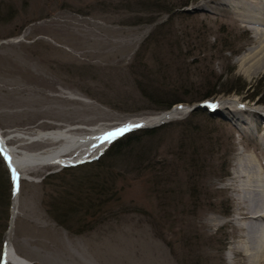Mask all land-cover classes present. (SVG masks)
Here are the masks:
<instances>
[{"label":"rangeland","instance_id":"rangeland-1","mask_svg":"<svg viewBox=\"0 0 264 264\" xmlns=\"http://www.w3.org/2000/svg\"><path fill=\"white\" fill-rule=\"evenodd\" d=\"M129 1L0 0V130L14 138L17 131L33 135L58 127L87 134L101 123L151 118L167 110L154 108L141 94L140 82L169 84L188 72L197 88L207 80L220 81V87L234 89L209 100H233L196 118L206 162L192 181L199 179L201 203L191 209L186 178L192 169L179 147L185 138L187 147L192 143L178 123L187 117L185 111L132 147L149 154L157 168H148V159L136 166L126 154L117 159L130 163L117 180L119 199L106 203L91 228L65 227L48 209L47 192L55 184L45 183V176L62 164L25 167L14 245L34 264H247L243 248L251 243L241 226L240 185L233 175L246 157L264 161V71L248 76L240 65L255 46V28H264L239 14L249 12L248 2L254 0H194L183 6H191L189 13L178 12L161 26L157 42L147 37L169 13H145L136 9L138 0ZM139 16L144 20L136 21ZM26 137L12 138L11 144L37 151L62 143ZM1 155L0 264L13 208V173ZM171 168L180 180L167 177L157 187L155 173L162 177Z\"/></svg>","mask_w":264,"mask_h":264},{"label":"trees","instance_id":"trees-1","mask_svg":"<svg viewBox=\"0 0 264 264\" xmlns=\"http://www.w3.org/2000/svg\"><path fill=\"white\" fill-rule=\"evenodd\" d=\"M192 1L194 0H142V2L138 0V8L136 9L145 13H169L168 19L159 23L155 28V30L157 29L156 32L150 34L147 40L157 42L161 39L160 36L156 39L161 26L170 18L172 19L173 15L178 12L189 13L190 11L186 10L183 6H188ZM139 20L144 19L139 16L136 21ZM192 75L193 73L188 72L184 78L171 81L169 84L162 83L158 86H150L140 82L141 94L154 103V108L161 110L172 108L174 103H193V101L204 100V98H209L211 96L215 97L218 93L231 92L234 89L220 87V85H222L220 81L216 85H211L210 80L205 82V87L203 89L197 88V81L191 78ZM162 82H164V80ZM204 111L207 112V109L200 107L195 108L188 113L186 118L178 121V123L182 125L183 134L186 133L187 136L190 135L192 139L190 148L186 146L187 143L185 144L186 138L179 142L180 149L184 150L181 157L186 158L187 165L189 164V168L192 169V172L188 175V178H186L187 181L191 183V187L189 188L191 192L190 197L193 200L191 209L197 208L201 203V195L199 194L200 186L197 182L199 179H195V181L192 180H194L193 177L197 174L198 170L205 168L204 162L206 161L203 156L201 135L203 128L198 124V120L196 119L200 116V113ZM207 116L213 119L214 114H207ZM173 122L167 121L156 126L131 129L110 142L98 157L78 164L64 166L55 172L46 173L44 182L55 184L52 191L47 192L50 195V201L47 200L46 202L52 216L68 228L75 224L82 225L83 228H91L96 223V220L101 217L100 213H102L106 203L112 200V198L116 200L119 199L118 194L120 186L117 180L121 173H127L125 169H128L130 163L125 161L120 163L117 159L123 158L124 154H126L135 159L132 162L136 166L144 165L146 162L144 159H148V161L150 160L149 162L147 161L148 163L146 164L148 168H157L155 164H158V162L154 159H149V154L143 151L141 153L133 152L132 147L136 142L141 141L143 136H152L158 129L171 125ZM207 151L212 153L214 149L208 148ZM1 157L3 158L2 161L5 162L4 156L1 155ZM166 162L169 163L167 159ZM123 165H125V167ZM163 168L164 164L162 165V169ZM160 171L161 169L159 168V172ZM175 171L176 168L168 169L164 175H161L162 177H158L156 175L157 173L154 172V182L156 186L158 187V185L163 183L167 177L173 181L180 180L178 177L174 178ZM68 172L71 173L70 176H66ZM58 178H60V180ZM184 190L187 192L188 189L186 188ZM0 194L2 195L1 192ZM8 201L9 199H7L6 203H8ZM87 216L95 217V219L89 221L86 218ZM79 230H81V227L78 226L76 231Z\"/></svg>","mask_w":264,"mask_h":264},{"label":"bare ground","instance_id":"bare-ground-1","mask_svg":"<svg viewBox=\"0 0 264 264\" xmlns=\"http://www.w3.org/2000/svg\"><path fill=\"white\" fill-rule=\"evenodd\" d=\"M248 3L251 4L249 5L250 11H246L245 13L241 11V13H239L242 15V18L244 16L243 20L252 24L264 25V0H254V2ZM253 43L255 46L250 47L241 57L240 65L248 76H254L264 71V28H255ZM263 99L264 97H261V100ZM232 100L233 98L229 97L228 99L218 98L217 101L207 99L206 102L210 105H223V102ZM183 112H185V106L177 104L174 110L159 115H151V118H133V120L126 119L118 123H101L95 125L90 127V133L87 134H77V132H73L72 128L74 127H58V129L47 130V132L41 131L33 135L27 132L17 131L18 134L15 138H30L26 137V135H29L32 138L30 140L38 139L39 137H47L53 141H62V143H58L59 145H51L45 149H38L37 151H26L18 146L12 145L11 139H15L13 135L12 137H6L5 133L0 130V148L3 150L4 154H6L14 179L12 218L5 237L6 241L1 264H34L29 258H26L21 253L19 254L13 240L14 226L18 218H16V216L20 197L19 191L21 189L20 182L27 176L25 167H32L35 166V164H63L70 160L75 161L78 158L88 156L92 150L97 148L99 150L108 144L111 140L104 139L108 133L116 132L117 129H122L129 125L151 124L163 118L181 115ZM70 151L72 152L70 153ZM262 160L259 156L246 157L240 161V166L237 167L233 175L240 185L238 189L240 196H238L239 204L237 208L240 218L243 219L241 226L245 230L243 233L246 240L251 243L248 247L244 246L243 248H246L245 258L247 264H264V161ZM245 245H247V243Z\"/></svg>","mask_w":264,"mask_h":264},{"label":"water","instance_id":"water-1","mask_svg":"<svg viewBox=\"0 0 264 264\" xmlns=\"http://www.w3.org/2000/svg\"><path fill=\"white\" fill-rule=\"evenodd\" d=\"M190 8H191V6L186 7L185 9L186 10H190ZM206 100L207 99H204L203 101H195V102H193V104H185L184 103L182 106H185V111H192L195 108H199L200 107V108H203V109L204 108L207 109L209 112L216 111L217 109H219L221 107V105L215 104L216 107L213 108V107H211V105L208 102H206ZM175 108H176V105H174V107H172L171 109H168V110H165V111H161L160 114L166 113V112H169V111H172ZM171 119H172V117H170V118H163L162 120H160L158 122H154V123H151V124H141V126H150L151 127V126H155V125H160V124H162V122L169 121ZM135 128H139V127H135ZM118 136H120V135H118ZM6 137H9V136L6 135ZM0 150H1V148H0ZM81 160H82V158H78L75 161H71L70 160V161H67V163H63V164L64 165H67V164H71V163H78V161H81ZM7 163L9 164V161H7Z\"/></svg>","mask_w":264,"mask_h":264},{"label":"snow or ice","instance_id":"snow-or-ice-1","mask_svg":"<svg viewBox=\"0 0 264 264\" xmlns=\"http://www.w3.org/2000/svg\"><path fill=\"white\" fill-rule=\"evenodd\" d=\"M211 107L215 108L216 105H211ZM241 107H243V105H241ZM141 125H129V126H125L124 128L122 129H117L116 132H113V133H108L106 136H105V140H112V139H115L116 136L118 135H122L124 132H127L129 131L131 128H135V127H140Z\"/></svg>","mask_w":264,"mask_h":264}]
</instances>
